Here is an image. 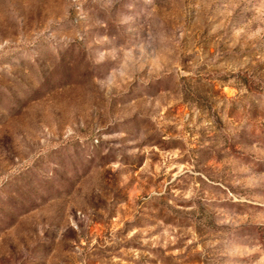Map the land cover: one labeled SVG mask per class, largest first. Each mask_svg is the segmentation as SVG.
Here are the masks:
<instances>
[{"label":"rangeland","instance_id":"1","mask_svg":"<svg viewBox=\"0 0 264 264\" xmlns=\"http://www.w3.org/2000/svg\"><path fill=\"white\" fill-rule=\"evenodd\" d=\"M0 264H264V0H0Z\"/></svg>","mask_w":264,"mask_h":264}]
</instances>
